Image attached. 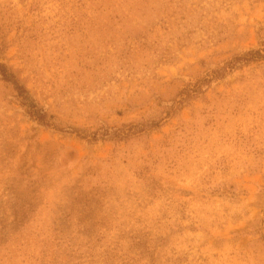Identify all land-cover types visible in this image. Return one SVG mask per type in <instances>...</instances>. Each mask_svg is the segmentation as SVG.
I'll return each mask as SVG.
<instances>
[{
    "label": "rangeland",
    "instance_id": "374dc122",
    "mask_svg": "<svg viewBox=\"0 0 264 264\" xmlns=\"http://www.w3.org/2000/svg\"><path fill=\"white\" fill-rule=\"evenodd\" d=\"M253 49L264 0H0V63L54 123L0 73V264H264Z\"/></svg>",
    "mask_w": 264,
    "mask_h": 264
},
{
    "label": "trees",
    "instance_id": "16d2710c",
    "mask_svg": "<svg viewBox=\"0 0 264 264\" xmlns=\"http://www.w3.org/2000/svg\"><path fill=\"white\" fill-rule=\"evenodd\" d=\"M262 59H264V53H262V50L259 49L250 50L246 52L243 56L236 57V60L238 61L242 60L247 62L259 61ZM0 73L6 82L14 85L16 91L18 92V96H20L22 99V104L26 107L28 114L32 118L38 120L39 122L45 125L54 124L51 122V119L48 118L47 114L41 108H39L38 105L31 99L28 91L24 86L19 83L16 76L13 73L9 72L8 67L3 63H0Z\"/></svg>",
    "mask_w": 264,
    "mask_h": 264
}]
</instances>
